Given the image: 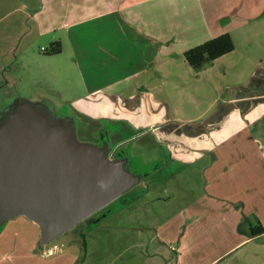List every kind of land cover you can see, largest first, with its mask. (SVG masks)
Returning a JSON list of instances; mask_svg holds the SVG:
<instances>
[{
    "label": "crops",
    "instance_id": "obj_1",
    "mask_svg": "<svg viewBox=\"0 0 264 264\" xmlns=\"http://www.w3.org/2000/svg\"><path fill=\"white\" fill-rule=\"evenodd\" d=\"M222 1L0 0V22L9 19L16 27L14 40L29 21L33 39L47 36L49 46L60 44L59 54L47 55L50 74L72 78L73 87L65 98L69 112L59 114L75 123H100L97 135L107 129L111 159L117 147L124 149L120 156L130 170L148 181L141 185L143 194L125 201L143 203L144 210L130 204L123 224L112 211L98 223L67 231L58 238L71 234L59 244L38 248L34 223L8 220L0 229V264H195L206 232L169 219L212 212L213 202L231 203L229 213L232 204L242 211L246 206L260 217L264 7L249 2L229 15ZM222 34L230 35L234 50L192 70L184 52ZM7 54L0 53V68L9 66ZM20 55L13 53L14 60ZM147 136L145 150L135 144ZM159 189V206L149 209Z\"/></svg>",
    "mask_w": 264,
    "mask_h": 264
},
{
    "label": "water",
    "instance_id": "obj_2",
    "mask_svg": "<svg viewBox=\"0 0 264 264\" xmlns=\"http://www.w3.org/2000/svg\"><path fill=\"white\" fill-rule=\"evenodd\" d=\"M0 111V227L24 217L51 243L135 186L124 156L107 141H80L76 123L56 109L16 98ZM38 107L41 110H39Z\"/></svg>",
    "mask_w": 264,
    "mask_h": 264
},
{
    "label": "rangeland",
    "instance_id": "obj_3",
    "mask_svg": "<svg viewBox=\"0 0 264 264\" xmlns=\"http://www.w3.org/2000/svg\"><path fill=\"white\" fill-rule=\"evenodd\" d=\"M249 2L258 5V8L264 7V0H223L221 6L222 8L225 7L223 9L225 14L232 15L236 13L235 9L238 10L239 5ZM224 3H227V5ZM245 8L247 9L246 6ZM243 12L244 15L248 14L247 10ZM32 26L33 25L29 21L26 25L22 24L20 28L22 36L20 39L14 40L16 27L9 24V19L3 23L0 22V53H8L6 60H9V66L7 68H0V86L4 90L1 94L3 95V97L1 96L3 99H0L3 105L1 111L5 112L8 110L12 103L18 101L16 98H23L34 105L40 106H44V104L48 106V102L53 100V103H58V106L56 105L51 108L56 109L57 112L64 110L67 113L69 109L65 107H68L70 104L68 103L69 100H65V98L68 96L67 92L73 87V83H71L73 79L62 78L60 74H56L53 77V75L50 74L52 70V65L49 62L50 57L45 55L44 51L40 50L42 47L46 49L49 48L48 38L44 36L33 39L34 36H37L35 32H32L33 34L29 36V29L33 28ZM29 42H32L29 49L23 51ZM237 45H239L237 48L238 50L243 49L241 43ZM8 46H12V49H9ZM13 53H17L18 55H20V53H27V55L23 57L20 55L17 62L14 60ZM0 60H2V58H0ZM19 60L23 62L20 63ZM215 71L221 74L218 68H216ZM3 84L4 87L2 86ZM50 106L51 105H49V107ZM37 108L41 110L40 108L42 107L37 106ZM87 124L88 127L86 126L85 129H82L81 126L83 125H80L81 128H79L77 136L80 141L94 143V141L97 140L93 132L97 129V125L93 122ZM86 128L87 131H85ZM150 139L149 136L136 139L135 144L137 143V145L142 146L144 149V146L149 144ZM147 182L148 181H145V179H142L138 186H134L127 193L110 203L102 212L108 215L112 211H117V215H121V224H123L124 211L126 209L127 211L131 210V205H137L134 207H136L138 211L145 209L143 203L137 202L131 204L125 201L127 200L126 198L134 194H143L146 189L141 188V185ZM152 195L155 196V199L149 203V209L157 208L161 196L160 189L159 196H157V192H152ZM148 198L149 200L151 199L150 197ZM211 204L214 206L212 212L202 215L179 214L177 217L169 219V222L175 225L179 224L182 228H193L198 233L206 232L205 236L207 240L205 249L202 250L199 244L196 246L197 249L195 250L194 256L195 264H209L210 262H212L211 264H264V233L251 236V229L255 228L257 223L261 225L259 220H261L262 223L264 222V202L258 203L260 208L257 214H259L260 217H257L256 213L248 211L246 206L243 211L242 209L240 210L239 204L235 206H233V204L231 205L232 208L234 207L232 213L226 211V209H229L228 204L231 203L213 202ZM127 206H130V208H127ZM180 207L181 206H179V208ZM153 220L152 218L151 222L154 224H160L156 220ZM158 220L159 222L160 220L163 221L161 217ZM107 224L115 223L108 222ZM1 228L2 227H0V229ZM70 234L71 233L68 232L66 235ZM66 235L56 239L53 243L59 244L60 241L63 242L67 237ZM78 239L81 241V237H78ZM202 253L204 255H202Z\"/></svg>",
    "mask_w": 264,
    "mask_h": 264
},
{
    "label": "trees",
    "instance_id": "obj_4",
    "mask_svg": "<svg viewBox=\"0 0 264 264\" xmlns=\"http://www.w3.org/2000/svg\"><path fill=\"white\" fill-rule=\"evenodd\" d=\"M60 44L53 43L46 49L45 55H56L60 53ZM234 50V43L229 34H222L214 37L200 45L188 49L184 52V61L194 70L199 72L210 66L214 60L231 53ZM264 233V228L257 223L256 227L251 229V236H257Z\"/></svg>",
    "mask_w": 264,
    "mask_h": 264
},
{
    "label": "flooded vegetation",
    "instance_id": "obj_5",
    "mask_svg": "<svg viewBox=\"0 0 264 264\" xmlns=\"http://www.w3.org/2000/svg\"><path fill=\"white\" fill-rule=\"evenodd\" d=\"M3 87H4V84L2 85ZM4 92V90H3V88L0 86V99L3 97V95H1L2 93ZM2 96V97H1ZM3 99V98H2ZM2 108H3V105H2V102H0V111L2 110ZM57 112V111H56ZM94 123V122H93ZM96 125H97V129L96 130H94V136H95V138H96V140L97 141H94V143H97V144H100V143H102L103 141H106L107 140V137H108V134H107V129H105L103 132H101V134L100 135H97V130H98V127L100 126V123H95ZM80 125H83V126H81L82 127V129H85V127L87 126L88 127V124L87 123H76V130H77V132H79V128H81L80 127ZM85 131H87V128H86V130ZM92 133V134H93ZM115 150V149H114ZM124 149H121L120 147L118 148H116V151H114V153L112 154V157H119L120 156V154L121 153H124V151H123ZM128 192V191H127ZM126 192V193H127ZM125 194V193H124ZM123 194V195H124ZM122 196V195H121ZM120 196V197H121ZM118 199V198H117ZM116 199V200H117ZM115 201V200H114ZM108 206V205H107ZM107 206H105V207H107ZM104 207V208H105ZM104 208H102V209H100V210H98L97 212H95L94 214H92L90 217H88L87 219H85V220H83V221H81L80 223H78L76 226H74L72 229H70V230H74V229H76V228H79V227H83L84 225H92V224H95V223H98V222H100L102 219H104L106 216H107V214H104L102 211L104 210Z\"/></svg>",
    "mask_w": 264,
    "mask_h": 264
},
{
    "label": "built area",
    "instance_id": "obj_6",
    "mask_svg": "<svg viewBox=\"0 0 264 264\" xmlns=\"http://www.w3.org/2000/svg\"><path fill=\"white\" fill-rule=\"evenodd\" d=\"M42 51H45V50L42 49ZM45 253L49 254V255L52 254L53 253V248L46 250Z\"/></svg>",
    "mask_w": 264,
    "mask_h": 264
}]
</instances>
